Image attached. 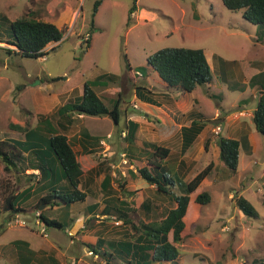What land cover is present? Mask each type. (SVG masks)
<instances>
[{"label":"rangeland","instance_id":"obj_1","mask_svg":"<svg viewBox=\"0 0 264 264\" xmlns=\"http://www.w3.org/2000/svg\"><path fill=\"white\" fill-rule=\"evenodd\" d=\"M48 1L0 0V18H5L3 22L0 20V139L20 140L23 133L11 126L32 129L37 126L41 116L57 124L60 119L56 111L79 98L84 82L102 75L118 87L111 92L119 93V96L113 95L110 101L108 96L103 97L106 106L111 109L115 101L119 98L121 101L118 125L107 116L70 114L75 122L66 130V135L82 168L81 183L87 199L81 205L61 206L64 209L60 212L48 208L45 215L51 218L53 212L58 218L68 216V220L71 217L78 220L83 216L82 220L85 221L86 206L101 203L100 183L107 173L113 176L114 197L127 204L130 210L128 216L133 223L145 219L140 206L147 199L162 201L165 204L164 212L170 208L172 203L169 198L158 194L155 189H147V183L138 173L140 168L147 165L152 151L140 142L131 143L127 133L123 135L125 112H134L140 117L147 113L149 116L146 120H150L151 124L161 128L167 126L164 118L155 114L158 109L156 105L153 104L154 109L146 108L142 103L144 101L134 98L136 86L157 81L152 73L155 71L147 64V58L165 48L202 49L210 66L211 83L197 87L191 95H179L188 103L198 98L194 109L204 114L203 122L207 129L197 139L202 140L201 144L193 147L190 158L184 162L185 167L179 168L178 173L175 166L181 155L180 144L176 141L171 143V158L162 164L173 181L189 182L209 163H214L210 175L198 188V192L210 195V201L202 206H190L188 229L182 242L176 244L179 253L177 264L264 262V138L255 131L252 123L259 91L248 87L250 77L264 71V24L249 23L241 11L227 10L221 0H136V10L129 23L128 11L134 0H102L95 17L94 4L98 0H52L48 7L54 12L51 10V15L46 16L43 9ZM67 7L79 12L76 18L68 20L69 15L60 16L59 12ZM32 11L43 21L58 25L65 21L60 26L64 31L63 39L48 45L45 48L48 51L42 58L8 53V49H13L6 43L11 40L8 21ZM92 19L95 28L91 33ZM88 36L90 39L86 42ZM127 62L132 72L127 70ZM172 96L177 98V94ZM131 100H134L133 103ZM134 104L137 110L133 109ZM219 110L221 115L217 118L215 113ZM242 120L246 125L233 129ZM179 121L184 123L185 120L180 118ZM169 129H166L167 133ZM85 130L105 140V145L98 142L94 154H84L76 143ZM155 132L150 129V140H155ZM146 133L145 121H142L138 140H149L145 138ZM243 135L252 140L251 152L248 154L243 148L240 149L238 169L234 174L219 160L214 145L210 150L208 148L209 152L200 154L206 140H215L217 145L220 137L241 139ZM32 162L30 157H26L17 169L5 172L0 161L1 212L5 210L13 192L36 183L34 174L39 176V173L30 169ZM16 170L22 175H17ZM179 190L176 186H170L174 194L178 195ZM239 196L252 203L258 212L257 218L246 217L237 208ZM99 212H92L89 227H86V220L85 228L79 231L90 235L98 225L105 224ZM157 212L160 217V209ZM21 214L18 218L24 221L25 226L8 227L0 236V249L8 247L14 240H25L32 249L38 250L48 247L56 237L59 239V251L72 258V263L68 264H102L101 256L88 254L92 248L96 249V244L92 243L94 241L84 239L80 242L75 239L71 243L68 231L46 228L43 224L36 226L38 213ZM110 221L115 222L111 225L118 232L114 234L115 237L121 235L119 239L130 238L122 219L113 218ZM72 235L75 236L73 232ZM10 250L4 249L9 256L4 258L8 264L14 260L9 255ZM109 261L110 264H124L116 257Z\"/></svg>","mask_w":264,"mask_h":264},{"label":"trees","instance_id":"obj_2","mask_svg":"<svg viewBox=\"0 0 264 264\" xmlns=\"http://www.w3.org/2000/svg\"><path fill=\"white\" fill-rule=\"evenodd\" d=\"M221 2L229 11H241L243 18L249 23L253 25L264 24V0H221ZM101 3L102 0L95 2L93 17H95ZM135 3L136 0L128 11V23L136 10ZM0 20L3 22L5 18L1 17ZM8 24L11 40L6 43L13 49H8L7 52H14L24 57L42 58L48 51L45 50L48 45L56 44L64 37L63 29H59L51 22L38 19L33 11L14 21H8ZM94 28V20L92 19L91 33ZM89 39L90 36L85 41L87 42ZM147 64L158 74L168 88L179 89L185 93H192L197 87L210 84L212 80L210 66L202 49L165 48L150 55L147 58ZM131 69L127 62V70L132 72ZM110 87H116V85L108 81L105 75L84 82L82 95L75 99L74 103L64 104L56 111V115L60 119L57 124H54L49 118L41 116L37 126L32 129H26L19 125L11 126L23 133L24 140L5 139L0 141V161L3 164V169L5 172L17 169L26 157H30L31 161L33 160L30 169L38 170L40 174L37 185L42 189V192L38 196L42 193L44 195L38 198L35 205H31L28 210L14 209L13 200L15 197H12L9 204L11 208V212L8 213L9 218L13 214L21 212L35 213L42 205L47 208H62L61 206L67 208L73 203L85 200L86 194L79 189L83 173L82 168L68 137L64 133L75 122L73 115L70 116L73 113L77 116H107L118 125L120 98L115 101L111 109L101 99V92ZM248 87L259 89L256 108L252 114V123L255 131L264 138V71L253 75L248 81ZM141 89L148 90L145 87L136 86L138 95ZM130 126L132 130L128 137L132 138V134L136 131V124L131 123ZM205 126L206 124L202 120L194 119L189 127H182V151L190 147ZM60 130H63V133ZM81 138V140H93L97 143L100 141V137L90 136L86 130L82 131ZM217 146L219 160L232 174L236 173L238 169L240 149L243 148L248 154L251 152V146L245 135L241 139L220 137ZM150 147L153 150L150 155L151 158L145 167L138 170V173L148 185L155 186V191L158 194L167 196L172 204L170 208L165 210L161 219H154L148 223L141 220L138 222L139 224L132 223L128 216L130 210L127 204L114 197L115 192L110 189L112 179L109 174L106 175L102 181V189L104 195L110 197L107 213L113 212L117 218L123 220L125 225L131 224L133 230L132 238L120 239L112 244L115 255H112V252L103 256L109 264V260L114 257L124 264H177L179 253L176 244L182 242L188 229L190 206L192 204L202 206L210 201V195L207 192H198V188L210 175L214 163H209L189 182L173 181L167 169L162 165L169 154V150L152 144ZM83 148L86 150L85 146ZM204 148L207 151L208 140L205 142ZM88 153L92 154L94 151L90 150ZM170 186L172 188L176 186L180 189L178 195L170 191ZM31 191L29 188L22 195L25 197V201L30 198ZM236 202L237 208L244 216L258 217V212L247 199L239 196ZM173 204L175 207L171 208ZM140 208L147 211L148 204L144 202ZM38 218L46 227L57 230L64 229V223L54 218H48L43 212L38 213ZM4 230L3 223L0 222V235ZM14 245L19 244L15 243ZM91 252L98 255L97 253L101 252V247L96 245V249L92 248ZM254 264H264V262L258 263L256 261Z\"/></svg>","mask_w":264,"mask_h":264},{"label":"crops","instance_id":"obj_3","mask_svg":"<svg viewBox=\"0 0 264 264\" xmlns=\"http://www.w3.org/2000/svg\"><path fill=\"white\" fill-rule=\"evenodd\" d=\"M50 2H52V0H49L48 3L45 4V8L43 9V11H45L44 15H46V16L48 14L51 15V10H53L52 8L48 7V4H50ZM53 12H54V10H53ZM55 12H57V11H55ZM59 14H60L61 17H64L65 15H69L70 17H68V20H70L71 17L72 18L73 17L76 18L77 15L79 14V12L77 10H72L70 7H67V8H65L64 11H60ZM44 21H46V20H44ZM52 23L54 25H56L59 29H62L61 27L64 25L65 21H62V23L59 24V25L54 23V22H52ZM152 73H153L154 77H156V79H157L156 83L151 84V83L147 82L146 84L142 85V87H145L148 90H145V89L142 90L141 89L139 95H138V91L135 89L136 96H138V97L135 96L134 98L136 100L141 98V100L144 101L142 103L145 105L146 108L150 107V108L154 109L155 108L154 105H156L158 107V109L156 110L155 114L157 116L163 117L164 120H165V123H167V126L164 125V127L161 128V127L155 126L154 123L151 124L150 120H146L148 118V116H149L147 113H146L145 116H142L143 117L142 118L140 116H136L134 114V112L129 113L126 110V112H125V115H126V117H125V129L122 130V132H123V135H125V133H127L128 136H130L131 135V130H132V127L130 126V124L131 123L136 124V131H135L134 134H132V138L128 137V139H131L129 141L131 143L135 142L136 144L140 142L143 147L149 146L147 149L150 148L151 151H153L152 148L150 147L151 144L167 148L169 150V154H168L167 158L164 160L165 162H167L172 156V151L173 150H172L171 143L173 141H176L177 144H180V152H179V154L181 155L180 156V160L178 162V165L175 166L176 170H177L176 172L178 173V169L179 168L181 169V168L185 167V163L184 162L187 161L190 158L191 150L193 149V147L201 144L202 140H197V139H199L202 136V134L204 133V131H206L207 126H205L204 129L201 131V133L195 138V140L192 142L190 147H188L184 151H182V144H183L182 141H183V139H182L181 129H182V127H189L191 122H192V120H194V119H198V120H202L203 121L204 114H202V113L199 114V112H197L194 109L195 105L198 104V102H199L198 98H195L193 103H188L187 100H183L180 97V95H179V94H181L183 96L184 95H191L192 93H194V91L192 93H185V92L180 91L179 89L168 88L165 85V83L162 82V80L159 78L158 74H156L155 72H152ZM256 74H253V75H256ZM208 85L209 84H206L205 86H208ZM117 89H118V87L106 88L105 90H103L101 92V99L103 100V97H107L108 96L109 101L112 100L113 99L112 98L113 95L115 96L116 94H119V93L118 92H114L113 93L111 91L117 90ZM251 90H253V91L258 90L259 91V89L256 88V87L252 88ZM175 94H177V98H175V97L173 98L172 95H175ZM81 95L82 94H80L79 97ZM205 95H206V93H205ZM212 97H219V96L212 95ZM133 101L134 100H131V103H133ZM218 108L221 109L220 106ZM133 109L134 110L138 109L136 104L133 105ZM51 112H52V110H51ZM51 112L48 113V114H51ZM42 115H45V114H42ZM219 115H221L220 110L216 111L215 117L218 118ZM79 116H82V115H79ZM179 117L183 118V120H185L184 123H180V121H179L180 118ZM14 121H16V120H14ZM142 121H145L146 129H147V133L145 134L146 135L145 138L149 139V131H150V129H154L156 131L154 133L156 135L155 140H150V139L149 140H138ZM240 125H246L245 121L242 120V121L238 122L237 124H235L233 126V129H235L238 126H239V129H240ZM166 129H169L168 133L166 132L167 131ZM64 134L66 135V132ZM90 136L96 137V136H94L92 134H90ZM158 137L160 139H158ZM166 138H169V139L165 140ZM8 139H11V138H8ZM19 139L20 140H18V141H23L24 140V135H23V138H19ZM81 139L80 140H76V143L78 144V146H80V148H81V150H82V152L84 154H90V153H88V151H90V150H92V151H94V153H96L95 150L98 148L97 147L98 146L97 141L81 140ZM172 139H174V140H172ZM232 139H237V138H232ZM3 140H5V139H0V141H3ZM12 140H15V139H12ZM100 140H102L101 137H100ZM215 142H216L215 140H208V148L210 150V148L214 145V147H216V149H217V153L219 154V149H218V146L215 144ZM248 142H249V145L252 146V140H248ZM83 146L86 147L87 152H86V150H84ZM200 151H202V152H200V154L209 152V151L205 150L204 146L201 148ZM94 153H92V154H94ZM98 165H101V164H98ZM32 171L35 172V171H38V170H32ZM94 171H95V169H94ZM15 173L17 175H19V174L22 175V173H20L19 170H16ZM38 173H39V171H38ZM107 174H109V173H107ZM34 175L37 177L36 183L33 182L32 184L28 185L27 187H24L23 189L18 190L16 192H13L10 195V197L8 198L9 201L7 202L5 210L0 213V222L3 223V227L5 229L4 232L8 228L7 227V222H8V220L10 218L12 220L14 217L22 216L21 213H16V214H13L9 218L8 213L11 212V208L9 207L10 206L9 204H10V201L12 200V197H15V200H13L14 209L21 208V209H27L28 210L31 205H34L37 202L38 198H40V197H42L44 195L42 193L40 196H38L42 192V189H40L38 187V185H37L38 180L40 178V174H39V176L36 175V174H34ZM109 175H110L111 178L113 177L112 173H110ZM112 185H113V181H111V183H110V189L114 191V189L112 188L113 187ZM29 188L32 190L31 191V195H30V198L27 201H25V197L22 196V195H24L25 191L27 189H29ZM79 189L82 192L85 193V191L83 190V185L81 183V180H80ZM147 189H149V190L150 189H155L156 190L155 186H153V185H148ZM100 190H101V194L100 195H101V199H102L101 203L97 204V202H95V203H92L90 205H87L86 208H85L86 209V213H87L86 220H88L86 222V227H89L88 224L90 222H92V220H90L93 217L91 214H92V212H94L96 210H100L99 213L101 214V216L103 218V222L105 224L98 225V227L96 229H94V232H92L90 235H85L84 233L79 231L80 228H85L84 222L86 220L83 221L84 220L83 216L81 218H79L78 220L74 219L73 217H71L68 220L67 219L68 216L61 217V218L59 217L58 218L55 215V213L52 212V214H51L52 217L51 218L57 219L58 221L64 223V229H63L64 231H68V233H71V234L73 232L75 234V236H73V235L71 237L69 236L71 238V243H74L73 240L75 241V239L76 240L78 239L80 242L83 241L84 239H88L91 242L94 241V242H92L93 244L99 245L101 247V252H98L97 254L102 257V264H109L106 261L107 259L104 258L103 256H107V254H110L112 252H113L112 255H115V251H114V249H112V244H114L118 240H120L119 237L121 235L120 236L117 235L116 237L114 236V234L115 233L118 234V232L115 231V228L113 226H111L113 223L115 224V222H111L110 219H113V218L116 219L117 217H116V215L113 214V212L107 213V210H108L107 209V207H108L107 206L108 205V199L110 197L104 195V191L102 189V182L100 183ZM86 199H87V195H86V198H85V200L83 202H77V203H79L81 205V204L85 203ZM77 203H73V204H77ZM142 203H144V202H142ZM145 203L148 204V210L144 211V213L146 214V215L144 214L145 219H141V221H144L145 223H148V222H151L154 219H161L164 216L163 205H165V204L162 201L151 200V199L148 200L147 199V201ZM109 206L111 207L110 204H109ZM174 207H175V204H173L171 208H174ZM54 208L57 209V211L64 209V208H58V207H54ZM54 208H49V209L54 210ZM49 209L47 207H45V206H42V207L40 206L37 209V211L35 213H32V214H36V213H39V212H43V214H46V212ZM157 209H160V214H161L160 217H158V212L155 213L157 211ZM89 210H91V211H89ZM27 215H29V214H27ZM81 221L83 222V225L82 224L79 225V223ZM41 224L42 223L39 220H37V221L35 220V225L36 226L40 227ZM75 225H77V227L75 229H73V227ZM125 226H127V228L125 230L128 231V234H130V236H131L130 238H132L133 230L131 229V224H127ZM42 230H44V229H42ZM59 231H62V230H59ZM4 232L1 233L0 236H2V234H4ZM30 233L34 234L33 231H30ZM56 235H59V234L56 232ZM58 240L59 239L55 237V239L52 240V243L48 247L40 248L38 250L32 249L31 246H30V243L28 241H25V240H14L8 245V247L5 246L4 248L0 249V264H8V262L4 260V258L5 259L9 258V256L6 255V252L4 251V249L6 250V248L11 249L10 252H9V255L13 256L14 260H13L12 264H68V263H72L71 262V259H72L71 257H69L65 253H62L61 251H59V247H58L59 246V241ZM15 243H17L19 245L16 246V245H14ZM89 251H92V249L89 250ZM99 253H101V254H99Z\"/></svg>","mask_w":264,"mask_h":264},{"label":"built area","instance_id":"obj_4","mask_svg":"<svg viewBox=\"0 0 264 264\" xmlns=\"http://www.w3.org/2000/svg\"><path fill=\"white\" fill-rule=\"evenodd\" d=\"M218 131H219V128H218ZM107 138H109V136ZM100 144L101 145H105V140H100ZM12 225H15V226H25V223H24L23 220H20L18 217H15L14 219L9 220L7 222V227H10ZM68 234H69V236H72L71 233H68ZM88 254L94 255L96 257V255L93 252H91V251H89Z\"/></svg>","mask_w":264,"mask_h":264}]
</instances>
